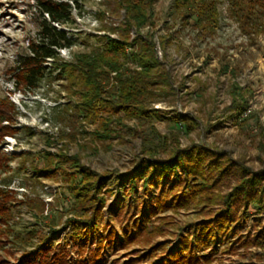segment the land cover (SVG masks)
<instances>
[{"label": "rangeland", "instance_id": "obj_1", "mask_svg": "<svg viewBox=\"0 0 264 264\" xmlns=\"http://www.w3.org/2000/svg\"><path fill=\"white\" fill-rule=\"evenodd\" d=\"M41 1L45 0H0V98H8L16 112L11 122L14 131L3 137L0 144L2 152L8 155L25 153L26 164L33 162L38 167L42 165L39 154L45 150L56 153L62 149L67 155L78 154L81 163L105 175L102 190L112 192L104 194L102 223L112 224L120 238L126 228L130 235L133 233L132 223L142 219V210L150 214L161 190L170 192L164 201L169 204L172 194L178 193L182 186L173 177L160 178L156 173L151 176V185L146 190L142 180L138 181L135 191L129 190V178L136 172L141 157V142L126 127L148 133L152 126L161 135L168 136L169 149L176 140L181 148L195 143L209 150L223 151L231 161L251 171L264 168V33L249 39L228 16L225 1L218 0L217 27L200 32L190 25L192 21L188 25L181 22L173 12V0H154L151 28L155 36L170 38L164 53L178 91L175 96H164L151 104L163 117L150 120L124 118L123 125H111L114 128L112 138L104 141L90 135L95 124L77 116L73 109L76 96L67 93L66 80L59 77V70L51 61L44 64L47 67L44 77L36 85L21 89L17 86L14 69L20 56L27 54L29 41L37 37L38 24L42 20ZM47 1H68L70 5L69 22L58 26L74 40L70 48L58 52V58L64 61L98 45L97 37L105 33L103 25L110 21L117 23L123 17V12L120 16L110 13L102 4L104 0ZM101 11H104L103 16ZM156 49L161 57L163 51L158 44ZM232 84L240 87L246 100V110L241 117L227 109ZM175 114L195 118L200 125L185 133L179 125L173 124L171 118ZM168 156L169 152L159 150L157 158ZM21 158L17 159L20 161ZM17 162L10 161L9 169L0 171V187L15 194L13 218L9 221L13 236H18L17 239L24 235L28 237L27 232L31 230L41 236L48 231L46 225L58 224L55 227L58 232L51 234L48 242L52 248L57 247L65 241L66 230L62 228L68 215L62 211L66 210L69 195L61 188V180L44 179L29 167H18ZM237 175L230 174L220 180L199 205L191 202V206L178 212L167 208L151 215L153 225L160 223L158 217L172 218L169 219L171 224L166 226L167 233L156 236L153 241L166 240L172 247L177 244L179 228L184 234L193 232L194 228L190 226L209 219L222 206L221 196L237 183ZM30 200L43 203L41 221L29 208ZM236 216L227 234H217L209 240L207 247L197 249L195 254L212 252L216 248L212 253V264H264V207L240 206ZM35 238H32L33 242ZM17 239L16 243L4 246L0 256L10 262L17 261L21 255ZM246 240L253 241L242 246ZM145 249L140 244L108 246L105 248L106 261L102 264H123L130 257L143 254ZM69 256L77 258L74 249L70 250ZM150 262L151 259L145 258L134 264Z\"/></svg>", "mask_w": 264, "mask_h": 264}, {"label": "trees", "instance_id": "obj_2", "mask_svg": "<svg viewBox=\"0 0 264 264\" xmlns=\"http://www.w3.org/2000/svg\"><path fill=\"white\" fill-rule=\"evenodd\" d=\"M223 1L228 16L249 39L264 33V0ZM153 2L104 0L102 4L114 16L123 12L122 19L103 25L105 33L97 37L98 45L87 52L75 53L71 60L64 61L58 58V52L70 48L74 40L58 26L69 22L70 5L68 1H41L39 11L42 20L38 24L37 37L29 41L27 54L20 56L14 69L17 86L21 89L36 85L44 77L47 68L44 64L51 61L59 70V77L66 80L64 87L67 93L76 96L74 111L85 122L95 124L90 135L99 141L112 138L114 128L111 125H123L124 118L150 120L163 117L151 104L164 96H175L178 86L168 69V58L164 53L170 38L155 36L151 28ZM172 8L183 24L188 25L192 21L190 25L200 32L210 31L218 25V0H173ZM101 13L103 16L104 11ZM157 44L163 51L161 57ZM229 93L227 109L241 117L246 110V100L240 87L232 84ZM15 113L13 103L8 98H0V144L3 137L12 135L14 131L11 122ZM171 119L185 133L200 125L197 119L188 115L175 114ZM126 128L141 142V157L136 164V172L129 178V190L135 191L139 180H142L146 190L151 185V176L156 173L160 178L173 177L182 186L178 193L172 194V201L164 203L170 192L161 190L150 214L142 210V219L132 223L133 233L130 235L126 228L120 238L112 224L102 223L104 194L112 192L110 189L102 190L105 175L81 163L78 154L67 155L62 149L56 153L45 150L39 154L42 165L38 167L33 162L26 164L25 153L8 155L0 149V171L8 170V163L17 160L18 167H29L44 179L61 180V188L67 191L70 198L66 210L62 211L68 215L62 228L66 230L65 241L52 248L48 243L49 236L58 232L55 228L58 224L46 225L48 231L41 236L35 230L27 232L28 237L24 235L17 239L18 236H13L9 221L13 218L15 194L0 187V250L3 251L8 243H16L15 239L20 241L21 250L17 261L10 262L0 256V264H102L106 261V247L133 244L146 247L145 252L130 257L123 264H134L145 258L151 259L150 264H212V253L217 249L196 255L197 249L207 247L209 240L217 234L230 231L237 218L238 207L248 204L264 207V168L251 171L231 161L225 152L209 150L195 143L181 148L176 140L169 149L168 136L161 135L152 126L148 133L133 127ZM159 150L169 152V156L157 158ZM18 157H22L20 161ZM234 173H238L237 183L221 196L222 206L209 219L190 226L194 228L193 232L184 234L179 228L175 246L169 247L166 240L153 241L156 236L167 233L166 226L171 224L169 219L172 218L158 217L160 223L153 225L151 215L167 208L178 212L191 206V202L199 205L220 180ZM209 180L211 183H208ZM28 204L34 217L41 221L43 203L30 200ZM149 223H152L151 226H148ZM33 237L37 238L35 242ZM246 241L241 245L248 246L253 240ZM72 249L77 258L69 256ZM155 257L157 259L153 261Z\"/></svg>", "mask_w": 264, "mask_h": 264}]
</instances>
